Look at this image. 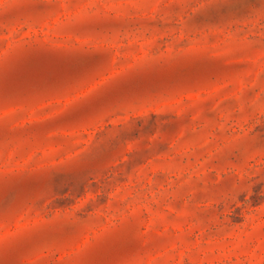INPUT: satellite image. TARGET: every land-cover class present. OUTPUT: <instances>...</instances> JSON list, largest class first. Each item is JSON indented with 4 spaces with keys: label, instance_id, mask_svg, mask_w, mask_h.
I'll use <instances>...</instances> for the list:
<instances>
[{
    "label": "rangeland",
    "instance_id": "374dc122",
    "mask_svg": "<svg viewBox=\"0 0 264 264\" xmlns=\"http://www.w3.org/2000/svg\"><path fill=\"white\" fill-rule=\"evenodd\" d=\"M0 264H264V0H0Z\"/></svg>",
    "mask_w": 264,
    "mask_h": 264
}]
</instances>
